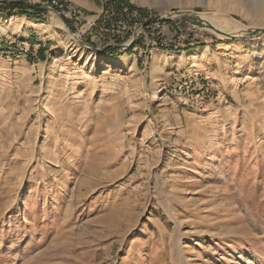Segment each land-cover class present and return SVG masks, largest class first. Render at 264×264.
I'll return each mask as SVG.
<instances>
[{
    "label": "rangeland",
    "instance_id": "374dc122",
    "mask_svg": "<svg viewBox=\"0 0 264 264\" xmlns=\"http://www.w3.org/2000/svg\"><path fill=\"white\" fill-rule=\"evenodd\" d=\"M60 2L0 1V264H264V0Z\"/></svg>",
    "mask_w": 264,
    "mask_h": 264
},
{
    "label": "crops",
    "instance_id": "0c3cea01",
    "mask_svg": "<svg viewBox=\"0 0 264 264\" xmlns=\"http://www.w3.org/2000/svg\"><path fill=\"white\" fill-rule=\"evenodd\" d=\"M79 5H81L82 7H85L86 9H88V10H90V11H99L102 7H103V3L101 2V0H75ZM10 14V13H9ZM18 14V13H17ZM13 15V14H12ZM26 16H23V18H20L21 19V21L25 24L24 26L22 25L21 26V28H20V30H19V32H21L22 34H24V36H23V38L25 39V44L27 45L29 42L30 43H33V44H36L37 42L39 43H41V38H40V35H41V33L42 32H40V31H42L41 29H37L36 27H34V26H31V25H29V24H27L26 23V21H32L33 23H36V24H47V23H44V22H38L37 20H35V19H31L30 20V18H28V17H26V18H28V19H26L25 18ZM38 30H40V31H38ZM44 32V31H43ZM47 32V31H46ZM46 32H44V33H46ZM12 37L11 36H7L6 35V37H2V39H0V49H3V45H1V44H3V42H8L9 44H12V43H14L16 40H14V39H11ZM24 43V42H23ZM5 49H4V52H11V51H9L8 49H11L10 47L7 49V51H5L6 50V47H4ZM66 49H67V46H66ZM27 52V51H26ZM121 52V51H120ZM1 53V52H0ZM27 53H29V52H27ZM65 52L63 51V52H59V54H57V55H52V56H50V58L52 57V59H55L54 60V64L52 65V66H54V65H56L57 64V62H59V58H63L62 57V55L64 54ZM125 53H127V52H125ZM11 54H12V52H11ZM13 54H16V53H13ZM19 55H15V56H12V58H10V59H12L11 61H14L15 63L18 61V60H13V57H18ZM20 57V56H19ZM37 59L38 58V56L37 57H34L33 56V54L30 52L29 54H27V56H26V60H25V63H24V65H26L25 67H27L28 66V63H33V66H35L36 65V63H34V61H35V59ZM29 61V62H28ZM125 62V60L123 59V63ZM13 64V63H12ZM65 65V64H64ZM60 66V65H59ZM54 69V68H53ZM54 71V70H53ZM59 71H61L60 70V68H59V70H58V72ZM62 72V71H61Z\"/></svg>",
    "mask_w": 264,
    "mask_h": 264
},
{
    "label": "built area",
    "instance_id": "2783aa9c",
    "mask_svg": "<svg viewBox=\"0 0 264 264\" xmlns=\"http://www.w3.org/2000/svg\"><path fill=\"white\" fill-rule=\"evenodd\" d=\"M0 1H4V2H8V3H11V2H15V1H17V0H0ZM31 1V0H30ZM27 2H28V0H27ZM40 2L42 3V4H37L36 6H38L39 8H41V9H44V8H46V7H50V8H59V7H61V2H60V0H40ZM29 3V2H28ZM67 11H63V14L65 15V16H67L68 17V15L71 13V10H75V8L73 9V8H71L70 9V7H68V9H66ZM127 10V9H126ZM74 17L77 19V20H80V16H76V15H74ZM130 17V16H129ZM114 25H116V24H112V26H114ZM111 25L109 26V28L107 29V31L109 32V33H111V35L110 34H108L109 35V37H108V35H107V38L106 39H110L109 41L111 42V41H113L112 39H113V37H115V34H116V32H117V30H116V28H111L112 27ZM112 34H114V35H112ZM158 34L156 33H151L150 35H149V37H152V38H154V39H156V36H157ZM120 37V36H119ZM105 38V37H104ZM154 39H152V41L155 43V44H157L158 42L156 41V40H154ZM109 41H108V43L107 44H109ZM132 40H129V41H127L126 43H129V42H131ZM160 43V42H159ZM158 43V44H159ZM106 44V45H107ZM163 44V43H162ZM111 45V47L110 48H115V47H119V46H117V45H112V44H110ZM125 45V44H124ZM138 49H140V45L139 44H137V46L135 45H133L132 47H130V48H128V47H120V51L122 50V51H125V52H129V51H135V52H137L138 51ZM155 50H157V49H155ZM154 50V51H155ZM139 54H141V55H145L146 57H148L149 55H153V51L152 50H148V49H142L141 51H140V53Z\"/></svg>",
    "mask_w": 264,
    "mask_h": 264
},
{
    "label": "bare ground",
    "instance_id": "6f19581e",
    "mask_svg": "<svg viewBox=\"0 0 264 264\" xmlns=\"http://www.w3.org/2000/svg\"><path fill=\"white\" fill-rule=\"evenodd\" d=\"M195 15L197 16V19L198 20H200L203 23H205L204 27L206 29H208L210 32L214 33L215 35H217L219 37H225V36H227V37L228 36L229 37H235V36L239 37L238 35L242 34V31L241 30H238V29H230V28H227L225 25H219L218 23L213 22L212 20H210V18L207 17L204 14H201V15L200 14H195ZM26 22H27V24L32 25V26H35V27H37V28H39V29H41L43 31H48V29L50 27V25H48V24H42V23L41 24H36V23H33L32 21H26ZM256 30H258V29H256ZM262 31H264V30L262 29ZM262 31H259V32H262ZM259 32H257V33H259ZM71 36H73V35L71 34ZM74 38H72V39L75 40L76 42L77 41L79 42V39L78 38H76V37H74ZM131 42L126 43L125 45H129ZM107 61H109L111 63H117L120 60L114 59V61H112V60H108L107 59Z\"/></svg>",
    "mask_w": 264,
    "mask_h": 264
},
{
    "label": "trees",
    "instance_id": "16d2710c",
    "mask_svg": "<svg viewBox=\"0 0 264 264\" xmlns=\"http://www.w3.org/2000/svg\"><path fill=\"white\" fill-rule=\"evenodd\" d=\"M6 9L9 10L12 13H22L23 15L28 16L29 18L36 19L35 13H38L39 11H42L38 6L36 5H30L26 4L24 2H18V3H9L6 4ZM30 10V11H29ZM38 11V12H37ZM114 48H111L108 53L114 54Z\"/></svg>",
    "mask_w": 264,
    "mask_h": 264
},
{
    "label": "water",
    "instance_id": "95a60500",
    "mask_svg": "<svg viewBox=\"0 0 264 264\" xmlns=\"http://www.w3.org/2000/svg\"><path fill=\"white\" fill-rule=\"evenodd\" d=\"M44 9H46L47 11H55L53 8H50V7H46V8H44ZM60 16V15H59ZM197 17V16H196ZM60 18L62 19V21H63V23H64V25H65V27L70 31V33L74 36V37H76V38H78L79 39V41L80 42H82V43H84L83 41H81V39L79 38V37H77L76 35H75V33H73L72 32V30L70 29V27L68 26V24H67V22L62 18V16H60ZM167 18V17H166ZM165 18V20H167ZM158 20H159V18H157ZM157 19H155V20H157ZM168 19H173L172 17H168ZM264 30V29H263ZM259 31H262V29H258V30H254L253 31V33L252 34H249L248 36H255L256 34H257V32H259ZM235 37H237V36H235ZM239 37H241V36H239ZM85 44V43H84ZM133 45L132 44H129V45H120L119 44V47H128V48H130V47H132ZM111 47V45H108V47H104V48H97L96 49V51H99V52H105L108 48H110Z\"/></svg>",
    "mask_w": 264,
    "mask_h": 264
}]
</instances>
